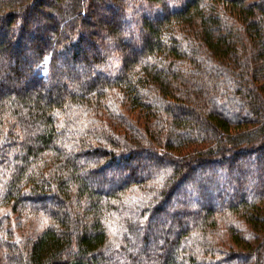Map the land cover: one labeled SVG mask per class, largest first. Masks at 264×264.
I'll list each match as a JSON object with an SVG mask.
<instances>
[{
	"label": "trees",
	"instance_id": "16d2710c",
	"mask_svg": "<svg viewBox=\"0 0 264 264\" xmlns=\"http://www.w3.org/2000/svg\"><path fill=\"white\" fill-rule=\"evenodd\" d=\"M0 264H264V0H0Z\"/></svg>",
	"mask_w": 264,
	"mask_h": 264
},
{
	"label": "rangeland",
	"instance_id": "374dc122",
	"mask_svg": "<svg viewBox=\"0 0 264 264\" xmlns=\"http://www.w3.org/2000/svg\"><path fill=\"white\" fill-rule=\"evenodd\" d=\"M150 14L154 13V9H151ZM31 222V220H20L17 221L15 220V218L13 219V224L15 225L16 231H18L19 233H22L23 231L28 230L29 228V223ZM38 222L35 221V224H37Z\"/></svg>",
	"mask_w": 264,
	"mask_h": 264
}]
</instances>
